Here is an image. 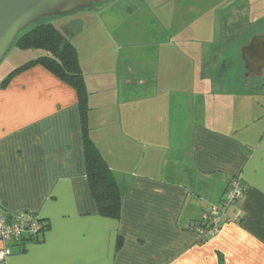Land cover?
<instances>
[{
  "label": "crops",
  "instance_id": "1",
  "mask_svg": "<svg viewBox=\"0 0 264 264\" xmlns=\"http://www.w3.org/2000/svg\"><path fill=\"white\" fill-rule=\"evenodd\" d=\"M110 2L96 12L115 42L92 69L60 28L78 51L85 114L41 65L0 82V216L48 224L0 264H264V108L251 110L264 72L242 56L264 35V0ZM85 132L120 186L119 218L100 213ZM235 177L245 194L202 240L188 225Z\"/></svg>",
  "mask_w": 264,
  "mask_h": 264
},
{
  "label": "trees",
  "instance_id": "2",
  "mask_svg": "<svg viewBox=\"0 0 264 264\" xmlns=\"http://www.w3.org/2000/svg\"><path fill=\"white\" fill-rule=\"evenodd\" d=\"M52 18L54 17L42 18L19 35L15 41L19 49L41 50L43 53L10 71L1 86L9 84L17 74L41 65L76 88L80 108L85 114L88 107V92L77 48L67 35L52 23ZM84 149L87 159V174L93 195L98 201L100 213L108 217L119 218L122 207L120 186L113 170L87 132L84 136ZM41 223L42 228L39 233L33 236L25 235L20 239L19 244H23L27 240H38L48 227L45 219H41Z\"/></svg>",
  "mask_w": 264,
  "mask_h": 264
},
{
  "label": "water",
  "instance_id": "3",
  "mask_svg": "<svg viewBox=\"0 0 264 264\" xmlns=\"http://www.w3.org/2000/svg\"><path fill=\"white\" fill-rule=\"evenodd\" d=\"M108 0H0V63L19 35L45 17H58L89 9ZM246 67L257 75L264 72V35L253 37L242 49Z\"/></svg>",
  "mask_w": 264,
  "mask_h": 264
},
{
  "label": "rangeland",
  "instance_id": "4",
  "mask_svg": "<svg viewBox=\"0 0 264 264\" xmlns=\"http://www.w3.org/2000/svg\"><path fill=\"white\" fill-rule=\"evenodd\" d=\"M110 1L112 0H108L103 4H96L89 9H80L71 14L51 19L52 23L58 28H62L64 31L68 30L66 34L77 44L83 59L91 69L97 61L98 55L101 54L102 47H106L105 45L111 43L108 41L110 38L107 39V36H111V39L114 41L112 36L113 28L106 19L103 17L98 18L96 12L98 9L103 8V6H108V3H111ZM172 1L173 3L177 2V0ZM188 1L189 0H179V3L185 4ZM64 25L65 27H63ZM42 53L43 51L41 50H21L15 43L10 52L0 63V82L6 78L8 73L14 68ZM238 90L243 91L244 87H238ZM253 94L251 99L254 106H251V110L254 111L253 108H256V112H258L264 108V87L256 88Z\"/></svg>",
  "mask_w": 264,
  "mask_h": 264
},
{
  "label": "built area",
  "instance_id": "5",
  "mask_svg": "<svg viewBox=\"0 0 264 264\" xmlns=\"http://www.w3.org/2000/svg\"><path fill=\"white\" fill-rule=\"evenodd\" d=\"M246 187L240 177H235L219 204L205 211L202 218L192 221L188 228L196 231L202 240L216 235L222 225L227 209L240 200L246 192ZM42 228L41 218L35 213L19 212L10 216H0V261H5L12 254L11 242L26 236H33Z\"/></svg>",
  "mask_w": 264,
  "mask_h": 264
}]
</instances>
